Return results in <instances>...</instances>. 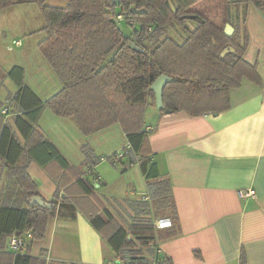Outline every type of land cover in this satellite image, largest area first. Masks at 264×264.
I'll return each instance as SVG.
<instances>
[{"label": "trees", "instance_id": "1", "mask_svg": "<svg viewBox=\"0 0 264 264\" xmlns=\"http://www.w3.org/2000/svg\"><path fill=\"white\" fill-rule=\"evenodd\" d=\"M64 1L60 6L47 0H0V10L16 4L38 5L45 20V36L38 47L62 84L44 100L24 83L21 67L9 72L18 89L12 96L13 111L0 113V264H47L46 251L33 256L30 246L45 237L49 219L65 207L83 213L116 259L128 264H173L155 247L160 234L154 219L168 216L176 223L178 217L170 178L152 159L146 108L160 103L161 111L216 113L231 107L230 90L244 78L261 85L257 65L245 58L250 42L245 21L251 5L264 17V0L227 3L226 21L231 24L230 4L243 7V33L235 27L232 35L204 10L193 9L200 0ZM118 14L125 19L118 20ZM163 76L158 95L155 84ZM46 108L57 117L72 118L85 136L119 125L127 137L124 155L115 159L114 153L108 158L114 165L122 164V171L137 163L150 196L130 203L137 210L132 219L125 220L114 205L125 209L123 204L98 194L97 174L82 169L97 166L101 155L85 144L82 168L76 171L45 134L38 121ZM9 113H14L24 142L6 119ZM32 161L57 183L55 200L40 194L28 172ZM26 231L32 232L25 246L28 253L7 252V238ZM240 264H246L244 252Z\"/></svg>", "mask_w": 264, "mask_h": 264}, {"label": "crops", "instance_id": "2", "mask_svg": "<svg viewBox=\"0 0 264 264\" xmlns=\"http://www.w3.org/2000/svg\"><path fill=\"white\" fill-rule=\"evenodd\" d=\"M213 1L200 0L198 10H206ZM223 1L227 6L235 0ZM242 10V5L230 4V21L241 33ZM227 12L226 7L224 28L230 24L235 30L234 25L226 21ZM245 27L251 38L245 58L257 65L261 85L244 78L239 86L230 90L231 107L221 112L189 115L184 111H161L160 103L146 108V127L153 128L149 134L152 159L158 163L161 173L170 178L177 210V222L159 229L161 256L170 258L173 264H240L242 252L246 264H264V17L252 5ZM41 75L43 97L61 88L60 80L54 77L56 73L45 71ZM161 86L162 83L158 89L155 86L158 95ZM50 112L44 109L38 124L76 171L82 168L85 144L101 157L106 152L112 155L122 151L127 145V137L117 124L85 136L72 118L57 117ZM13 115L9 113L6 119L16 128ZM16 131L24 142L17 128ZM105 158H101L97 166L82 169L97 174L98 194L123 204L125 209L114 203L123 217L130 219L127 213L133 215L137 211L130 203L137 204L143 197L146 198L143 201L150 197L147 183L140 196L134 190L127 196L108 192L101 185L109 184L112 178L109 175L122 171L123 165L117 167L112 163L115 169H107ZM28 172L42 197L55 200L57 183L47 171L32 161ZM247 188H252L256 196L240 197L239 190ZM172 230L174 234L170 233ZM8 240L9 237L7 252H27L26 247L17 252L11 250ZM42 250L46 251L47 264H108L117 258L83 213L69 207L49 219L45 237L34 240L29 252L39 256Z\"/></svg>", "mask_w": 264, "mask_h": 264}, {"label": "rangeland", "instance_id": "3", "mask_svg": "<svg viewBox=\"0 0 264 264\" xmlns=\"http://www.w3.org/2000/svg\"><path fill=\"white\" fill-rule=\"evenodd\" d=\"M47 3L60 6L66 4L64 0H47ZM225 6L223 0H214L213 3H209L206 6L207 9L204 11L206 13L208 11L209 13L211 12L212 19L217 21L219 25L224 26ZM195 8L199 9L200 4L195 5ZM122 23L125 32L128 33V26L124 21ZM44 26L45 20L36 3L16 4L0 10V113H3L2 110L4 108H7V111H13L14 109L12 96L17 91L18 86L10 78L9 72L16 67H21L24 70V83L30 86L44 100L46 99L40 91L44 85L41 73L45 71L52 75H55V73L38 47L39 42L45 36ZM234 27H237V25L234 24ZM18 41L21 42V45L16 44ZM54 77L59 79L56 75ZM123 143L122 141V146ZM108 156H110L109 152L103 155L104 158L106 157L104 166L107 169H110L109 167L115 169ZM119 165L118 163L117 167ZM141 173L140 166L135 163L123 172L120 169L117 170L116 174H112L113 176L109 175L112 177H110L112 181L110 180L107 185L102 184L101 187L112 194H120L121 196H127L130 190H134L140 196L144 190L142 188H145L146 185ZM115 175L117 176L115 177ZM127 215L130 219L133 218L130 213H127Z\"/></svg>", "mask_w": 264, "mask_h": 264}, {"label": "built area", "instance_id": "4", "mask_svg": "<svg viewBox=\"0 0 264 264\" xmlns=\"http://www.w3.org/2000/svg\"><path fill=\"white\" fill-rule=\"evenodd\" d=\"M118 20H124L125 16L123 14H118ZM131 25H134V22H130ZM17 45H21V42L18 41L16 42ZM2 112L5 114L7 113V108H4L2 110ZM146 129L148 131H153L152 127H146ZM124 155V151H119L116 153L115 155V159H119L121 157H123ZM239 196L240 197H255L256 193L252 188H247V189H240L239 190ZM146 198L143 197L142 200H145ZM154 224L157 228L161 229V228H166V227H170L172 226L173 222L171 220V218L169 217H159L154 219ZM32 237V232L31 231H26L25 234L23 236H18L16 234H13L9 237L8 240V247L13 250V251H19L22 248H24L26 246L27 241H29V239H31ZM157 249V252L161 251L159 246H155ZM108 264H128L127 262L121 261L119 259L116 260H111L108 262Z\"/></svg>", "mask_w": 264, "mask_h": 264}, {"label": "water", "instance_id": "5", "mask_svg": "<svg viewBox=\"0 0 264 264\" xmlns=\"http://www.w3.org/2000/svg\"><path fill=\"white\" fill-rule=\"evenodd\" d=\"M115 2L117 0H114ZM224 31L226 34L228 35H232L233 34V31H234V28L230 25V24H227L224 28ZM130 46L133 47L134 49H137V50H140V48L134 43V42H131L130 43ZM228 51V49H225L223 52H222V55L226 54V52ZM164 76L161 77L155 84L156 88L158 89L160 84L162 83V80H163Z\"/></svg>", "mask_w": 264, "mask_h": 264}]
</instances>
